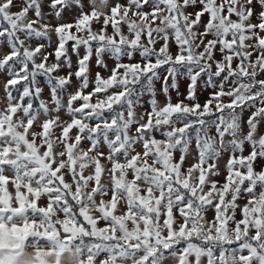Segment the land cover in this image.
Here are the masks:
<instances>
[{"label": "snow or ice", "instance_id": "6c2138e0", "mask_svg": "<svg viewBox=\"0 0 264 264\" xmlns=\"http://www.w3.org/2000/svg\"><path fill=\"white\" fill-rule=\"evenodd\" d=\"M0 75V264H264V0H0Z\"/></svg>", "mask_w": 264, "mask_h": 264}, {"label": "rangeland", "instance_id": "374dc122", "mask_svg": "<svg viewBox=\"0 0 264 264\" xmlns=\"http://www.w3.org/2000/svg\"><path fill=\"white\" fill-rule=\"evenodd\" d=\"M17 2H19V0H17ZM14 11L15 10H18V9H13ZM45 11H47V9H45ZM110 30V29H109ZM53 41H55V37H53ZM33 46H35V44H33ZM48 51H51L52 49L51 48H48L47 49ZM173 50H175V49H173ZM74 60H75V58H73ZM109 66H111V61H109ZM93 67H95V63H94V61H93ZM97 70H99V69H97ZM103 75H107V72H103L102 73ZM0 79H3V76L2 75H0ZM182 91L184 90L183 89V87H182V89H181ZM211 91V89H207V90H205L203 93H202V95H201V102L203 103V101H204V99L207 97V94H208V92H210ZM0 94H2V89H0ZM175 98V97H174ZM145 107H147V104H145ZM247 115V114H246ZM65 119H67V117H64ZM73 131H75V130H73ZM87 142H85V144H86ZM189 162H191V161H189ZM221 179H222V177H221ZM212 215V213H209V216H211Z\"/></svg>", "mask_w": 264, "mask_h": 264}]
</instances>
